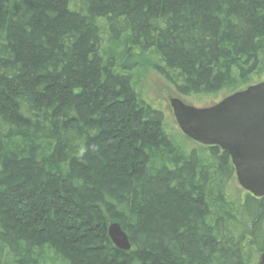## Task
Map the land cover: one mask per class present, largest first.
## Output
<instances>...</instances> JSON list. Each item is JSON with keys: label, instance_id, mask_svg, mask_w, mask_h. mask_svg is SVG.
<instances>
[{"label": "trees", "instance_id": "16d2710c", "mask_svg": "<svg viewBox=\"0 0 264 264\" xmlns=\"http://www.w3.org/2000/svg\"><path fill=\"white\" fill-rule=\"evenodd\" d=\"M140 63L212 104L259 83L264 0H0V264L256 263L264 198L175 145Z\"/></svg>", "mask_w": 264, "mask_h": 264}, {"label": "water", "instance_id": "95a60500", "mask_svg": "<svg viewBox=\"0 0 264 264\" xmlns=\"http://www.w3.org/2000/svg\"><path fill=\"white\" fill-rule=\"evenodd\" d=\"M179 131L190 141L225 152L241 190L264 198V81L237 91L212 106L195 108L177 98L169 101ZM118 251L130 250L116 223L107 228ZM256 264H264V251Z\"/></svg>", "mask_w": 264, "mask_h": 264}, {"label": "rangeland", "instance_id": "374dc122", "mask_svg": "<svg viewBox=\"0 0 264 264\" xmlns=\"http://www.w3.org/2000/svg\"><path fill=\"white\" fill-rule=\"evenodd\" d=\"M135 69L131 71L133 76V83L136 91L140 94L142 100L147 104L155 107L160 110L164 117V126L168 135L171 137L175 145H177L183 151H189L191 149L198 148L197 144L187 139L182 133L179 131L174 117L172 115V111L169 106V101L172 98L180 99L186 105L195 107V108H206L212 106V99H204V98H188L184 99L178 97L171 86L164 81L161 77L157 75L156 72L148 65L134 66ZM259 82L264 81V75L258 80ZM257 81V82H258ZM255 82H251L248 86L255 85ZM245 89V88H244ZM243 87L241 90H244ZM226 97V94L219 93L218 100H221ZM208 105V106H207ZM230 193L237 194L238 196H243L245 193L238 186L235 175L231 179L230 183ZM257 263V261H256ZM255 263V264H256Z\"/></svg>", "mask_w": 264, "mask_h": 264}]
</instances>
